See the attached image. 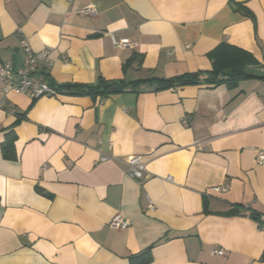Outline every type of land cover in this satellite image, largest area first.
<instances>
[{
  "label": "crops",
  "instance_id": "0c3cea01",
  "mask_svg": "<svg viewBox=\"0 0 264 264\" xmlns=\"http://www.w3.org/2000/svg\"><path fill=\"white\" fill-rule=\"evenodd\" d=\"M21 37L50 51L38 70L63 86L209 73L223 43L264 71V0H0V62L23 67ZM3 97L0 83V264H131L149 248L148 264H264V79Z\"/></svg>",
  "mask_w": 264,
  "mask_h": 264
},
{
  "label": "trees",
  "instance_id": "16d2710c",
  "mask_svg": "<svg viewBox=\"0 0 264 264\" xmlns=\"http://www.w3.org/2000/svg\"><path fill=\"white\" fill-rule=\"evenodd\" d=\"M210 57L213 60V70L209 73H190L171 79H151L132 83H127L124 80L106 81L100 78L97 86L83 84L55 85L61 94L91 95L107 98L111 95L122 94L128 90L134 91L143 84H156L159 89H170L200 84L234 86L242 80L264 79V71H262L263 68L258 60L251 53L239 47L223 43L210 54ZM240 68L242 71H238ZM204 76H207L206 79H203ZM19 118H24V116H19ZM15 141V130H7L5 141L1 145L3 157L7 160H15L17 158ZM230 214H236V212H231ZM259 217L260 214L252 215V218L257 221ZM151 252L152 248H149L138 255L132 256L130 258L131 264H148L151 261Z\"/></svg>",
  "mask_w": 264,
  "mask_h": 264
},
{
  "label": "built area",
  "instance_id": "2783aa9c",
  "mask_svg": "<svg viewBox=\"0 0 264 264\" xmlns=\"http://www.w3.org/2000/svg\"><path fill=\"white\" fill-rule=\"evenodd\" d=\"M83 12L88 15H94L97 13V10L89 5L84 8ZM129 44L130 42L128 40L115 42V45L121 48L129 46ZM21 48L25 52L23 67L17 68L12 64L0 62V83L4 86V100H6L10 94L24 95L31 100H38L43 97L52 98L60 95L61 93L57 90V86L44 75H41L38 70L41 64L49 62L50 51L34 52L24 37H21ZM182 124L188 127L190 125L189 119H184ZM257 163L259 165H264V151L259 153ZM127 164L129 167L127 174L130 178L137 181L143 179L146 166L140 156L135 155L129 157ZM223 190L225 189L222 187L213 189L215 192H222ZM148 209L154 210L152 202H149ZM110 225L117 230H124L129 227V223L120 215L115 216L111 220ZM259 228L264 231V213L260 214ZM214 254L217 256H224L225 251L217 249L214 251Z\"/></svg>",
  "mask_w": 264,
  "mask_h": 264
},
{
  "label": "water",
  "instance_id": "95a60500",
  "mask_svg": "<svg viewBox=\"0 0 264 264\" xmlns=\"http://www.w3.org/2000/svg\"><path fill=\"white\" fill-rule=\"evenodd\" d=\"M238 71H242V69L240 68V69H238Z\"/></svg>",
  "mask_w": 264,
  "mask_h": 264
}]
</instances>
